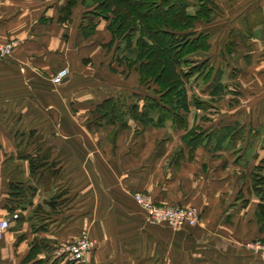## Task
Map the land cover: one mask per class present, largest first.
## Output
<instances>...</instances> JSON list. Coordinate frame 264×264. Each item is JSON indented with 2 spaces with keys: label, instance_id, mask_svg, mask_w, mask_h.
I'll use <instances>...</instances> for the list:
<instances>
[{
  "label": "crops",
  "instance_id": "1",
  "mask_svg": "<svg viewBox=\"0 0 264 264\" xmlns=\"http://www.w3.org/2000/svg\"><path fill=\"white\" fill-rule=\"evenodd\" d=\"M212 1L219 12L197 24L210 32L211 47L194 59L208 58L212 79L218 73L226 88L210 95L211 79L192 95L188 127L206 132L193 149L172 121L92 125L105 99L140 94L132 99L141 107L148 89L114 62L108 22L91 8L78 5L61 22L66 0H0V43L15 42L0 61V219L10 220L0 264H24L36 242L44 264H147L155 254L153 264H264L245 246L264 238L252 175L264 171V0ZM90 19L97 26L86 37L81 26ZM62 68L68 76L54 83ZM224 126L241 132L217 148L212 132ZM136 192L195 207L200 223L176 231L153 225ZM86 231L97 241L87 258H60V248Z\"/></svg>",
  "mask_w": 264,
  "mask_h": 264
},
{
  "label": "trees",
  "instance_id": "2",
  "mask_svg": "<svg viewBox=\"0 0 264 264\" xmlns=\"http://www.w3.org/2000/svg\"><path fill=\"white\" fill-rule=\"evenodd\" d=\"M78 5L91 8L89 13L108 22L110 45L116 44L114 62L123 66L126 77L137 72L141 85L148 89L141 107L140 94H133L138 100L131 103L120 96L105 99L93 111L92 125L121 120L122 126L127 127L126 117L152 127H164L172 121L179 129H186L189 145L196 148L206 132L196 126L188 127L189 104L198 101L188 95L187 81L196 75L205 84L212 79L214 68L210 60H196L194 56L210 50V32L197 29V24L210 23L219 12L218 5L212 0H66L60 7V21L69 22ZM96 26L93 19L82 25L84 36L92 35ZM208 88L210 95L217 96L225 91L226 84L217 73ZM236 129L237 126H224L214 130L212 133L218 135L216 147H223L228 135L241 132ZM212 133L207 135L209 140ZM33 165L31 158L32 173ZM253 187L260 198L256 215L264 226L263 175L253 174ZM41 251L42 247L34 243L23 263L44 264V259L37 258Z\"/></svg>",
  "mask_w": 264,
  "mask_h": 264
},
{
  "label": "built area",
  "instance_id": "3",
  "mask_svg": "<svg viewBox=\"0 0 264 264\" xmlns=\"http://www.w3.org/2000/svg\"><path fill=\"white\" fill-rule=\"evenodd\" d=\"M15 42L0 43V61L12 53ZM69 74L68 68H62L53 77L54 83L62 82ZM135 202L146 214L149 222L153 224H166L168 226L180 227L184 224L196 225L200 216L197 208H184L175 205L158 204L151 194L136 192L133 195ZM17 217V214L14 215ZM10 227L9 219H0V237ZM95 247L93 238L83 232L77 239L62 246L59 254L67 253L70 259L84 261L88 253ZM247 248L253 250L257 255L264 258V241L254 240L247 244Z\"/></svg>",
  "mask_w": 264,
  "mask_h": 264
},
{
  "label": "rangeland",
  "instance_id": "4",
  "mask_svg": "<svg viewBox=\"0 0 264 264\" xmlns=\"http://www.w3.org/2000/svg\"><path fill=\"white\" fill-rule=\"evenodd\" d=\"M205 53H201V54H198V55H204ZM197 59H199V57H196ZM132 73H135V72H132ZM126 77V76H125ZM131 77V76H130ZM129 77V78H130ZM225 80H227L226 79V76H225V78H224ZM129 81H131V84H140L141 85V82H140V80H139V76H138V81H136V79H135V77L133 76L132 77V79L131 80H129ZM205 83L203 82V78H201V77H196V76H194V77H192L189 81H187V86H190V91H188V95L189 96H192L193 94H197L198 96H201L202 94H201V87L204 85ZM203 96H204V94H203ZM130 98H131V101H129L130 99H128V102H136L135 100L136 99H132V96H130ZM206 98H208V96L206 97ZM124 100H125V97H124ZM251 164H253V163H251ZM257 174H261V175H263L264 176V171H260V170H257ZM253 175V174H252ZM135 194V193H134ZM135 201V200H134ZM137 204V203H136ZM159 204V203H158ZM160 204H162V203H160ZM164 204V203H163ZM138 205V204H137ZM166 205H168V204H166ZM175 206H177V205H175ZM138 207L140 208V206L138 205ZM180 207H182V206H180ZM184 208H188V207H184ZM190 208H195V207H190ZM141 209V208H140ZM200 216H199V218H198V223H200ZM149 223H151V222H149ZM197 223V224H198ZM151 224H153V223H151ZM196 224V225H197ZM153 225H156V226H160V225H165V226H167V227H169L170 229H172V230H174V231H176V230H179V229H183V230H191L194 226H196V225H188V224H184V225H182V226H180V227H173V226H168V225H166V224H153ZM87 232V231H86ZM90 236H91V234H90V231H88L87 232ZM92 237V236H91ZM93 238V237H92ZM93 240H94V242H95V247L97 246L96 245V243H97V241L93 238ZM254 240H261L259 237H257V238H251L250 240H248V241H246L245 242V246L247 247V244L249 243V242H253ZM94 247V248H95ZM93 248V249H94ZM92 249V250H93ZM248 249H250V248H248ZM91 250V251H92ZM251 250V249H250ZM253 251V250H252ZM121 256H122V254H121ZM159 256V255H158ZM156 257V254H155V256L153 255V256H150V258H153V259H146L145 260V262H148L147 264H153L154 263V258ZM161 256H159V258H157V261H159V260H161L162 259V257L160 258ZM257 257H259V258H261L262 260H264V258L263 257H261L260 255H258ZM60 258H63V259H65V260H68V261H73V260H70V257L68 256V254L67 253H61L60 254ZM104 260V259H103ZM151 261H152V263H151ZM107 262H109V261H107ZM162 262V261H161ZM111 263V262H110ZM112 263H114V264H117V263H115V262H112ZM157 263V262H156ZM101 264H106V263H101ZM118 264H122L121 262H118ZM191 264V263H190Z\"/></svg>",
  "mask_w": 264,
  "mask_h": 264
}]
</instances>
